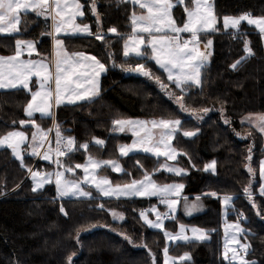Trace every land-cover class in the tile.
I'll use <instances>...</instances> for the list:
<instances>
[{
    "label": "snow or ice",
    "instance_id": "1",
    "mask_svg": "<svg viewBox=\"0 0 264 264\" xmlns=\"http://www.w3.org/2000/svg\"><path fill=\"white\" fill-rule=\"evenodd\" d=\"M117 5L131 4L134 8L129 19L131 33L122 34L116 27H109L107 32L103 29L102 14L98 11V0H0V38L22 34L20 25L22 23L21 13L25 16L35 13L37 17L44 18L45 30L31 40L15 39L13 54L0 55V90L23 91L28 97L23 112L26 119L18 121L20 129H15L16 121H13L14 130L0 135V149H10L15 160L19 161V167L26 171L31 178L33 193L46 190L45 186H52L55 190L53 203L59 202V214L71 219L74 209H67L65 201L75 200L86 205L81 210V220L87 227L77 226L75 228V243L80 245L81 233L93 230L97 227H108L109 231L122 236L123 240L133 247L147 249L146 255L149 264H160L157 253H154L146 241L141 239L136 244L132 236L125 232H119L116 228L101 224L99 221L91 223L92 217L88 213H107L111 215L113 222L125 220L122 212L115 209L105 208V203L113 198L120 201L121 198L133 197H156L158 203L165 206V211L160 212L155 205L147 210L139 212V218L143 224L150 229H157L163 233L165 241H182L193 245L210 240L211 233L215 229L201 227L188 228L179 223L177 216L178 208L182 209L184 215L191 216L194 212L203 210L204 198H215L224 207L225 216L229 209L236 216V221L225 226V245L221 264H264V261L248 259L251 255L250 243H241L237 233L246 235V229L241 226V221L246 220L244 213L234 206V201L239 198L236 194H224L222 197L215 191L203 192L192 198L185 194L186 185L183 182L173 180L171 183L158 184L153 177L156 173H171L174 177L183 180L188 174V168L179 165V158L188 156L172 144L174 139L180 138L184 122L180 118H153L140 120L132 118H114L111 120V133L131 132L134 139L131 144L118 146L120 157H127L129 153L141 151L151 154L153 157H165L161 163L157 160L159 167L150 173L137 161L138 170L142 178H132L124 184H113L107 177L99 178L98 172L111 168L113 172H123L131 176L130 172L123 169L118 160L96 159L91 154L87 155L84 163L74 166L67 163L75 152L83 149L88 153L90 146L103 148L106 145L104 139L93 137L91 141L78 143L74 136H65L64 132L70 129H62L57 121V110L69 106H83L94 103L100 96L102 90V77L112 69L119 68L125 75H135L154 81L159 90L177 106L178 113H187L197 122H203L208 116V107H190L188 101L192 99V90L203 94L202 70L206 69L209 58L213 55L212 36L221 33L218 25L221 18L215 11L212 0H116ZM138 6L139 12L135 10ZM183 7V13L174 15V9ZM90 12L95 17L93 23L95 30L83 20L77 22L78 18L85 17ZM51 24H48V20ZM254 25L258 29L261 38L264 39V16L254 17L252 13L245 12L239 16L223 15L222 29L225 34L234 38L242 36L240 27L242 22ZM229 29L234 31L228 32ZM108 33H113L117 41H123L122 53L117 54L114 43ZM47 37L50 40L51 50L47 56L42 55L37 45L41 39ZM72 37L94 38L100 41L99 48L103 53V59L98 54H92L86 50L69 51L67 42ZM203 44V50L201 49ZM243 52L235 62L230 64L232 70H238L244 62L254 57L255 53L250 47V41H243ZM28 59H22L24 52ZM36 53L37 59H32ZM119 61V62H118ZM153 66L160 72L157 75ZM35 77V79H33ZM164 77V78H162ZM221 118L226 125L231 126L233 121L226 115L225 101H219ZM36 114L40 120L50 119L52 124L44 129L37 123ZM248 125L245 135L236 132L237 137L242 139L252 138L259 135L264 140V112L248 113L242 116L241 125ZM34 129L31 138L27 133V127ZM154 130H159L158 133ZM55 133V146L49 133ZM199 127L195 130H183L182 136L186 138L196 137ZM27 144V148L22 146ZM22 151H28L32 157H38L49 162L51 171L41 172L34 167H28L24 162ZM254 144L248 146L244 157V168L249 179L240 190V194L248 201L256 216L264 220V158L254 162ZM63 158V159H62ZM168 161L175 163L169 164ZM188 164L195 168L196 165L188 156ZM54 166V167H53ZM76 169H82V178H70L67 173H74ZM163 170V172H161ZM204 172H216V161L206 164ZM257 172L259 176L257 191ZM17 184L16 189L20 188ZM95 190V194L93 192ZM4 194V193H0ZM259 197V203L257 202ZM98 200L104 202L96 203ZM155 214V220L149 219L148 212ZM175 221L178 231H168L165 221ZM234 230L231 240L228 239V230ZM191 235H188V232ZM71 235V234H70ZM237 247H229V244ZM163 264H189L192 257L190 252H185L179 257L169 255L167 244L163 247ZM231 253V255H229ZM73 251L66 256V264H75ZM19 264V261L16 262Z\"/></svg>",
    "mask_w": 264,
    "mask_h": 264
},
{
    "label": "trees",
    "instance_id": "2",
    "mask_svg": "<svg viewBox=\"0 0 264 264\" xmlns=\"http://www.w3.org/2000/svg\"><path fill=\"white\" fill-rule=\"evenodd\" d=\"M85 0H81L84 3ZM218 17L223 15L239 16L250 12L254 17L264 16V0H213ZM134 10L129 3L117 5L116 0H98V11L102 14L103 29L107 32L109 27H116L122 34L131 33L130 15ZM183 13L180 6L174 9V15ZM25 15V14H23ZM27 21L30 25L20 28L22 34L15 38L7 36L0 38V53L10 54L15 48V39L31 40L38 37L45 30L44 19L29 12ZM84 22L88 23L93 30L95 17L90 12L85 13ZM23 22V21H22ZM50 25V22L48 21ZM221 33L212 36L213 55L206 69L202 70L204 80L203 94L196 89L192 90V99L188 101L190 107L213 109L203 122H197L185 113H178L177 106L172 103L156 86L154 81H148L144 77L125 75L119 68L112 69L102 77V90L94 103L83 106H69L57 110V121L63 126L72 129V134L77 142H86L96 137L106 141L105 147L100 149L103 157L117 158V144L129 139L125 136L109 135L103 137L102 131L109 128L111 120L119 114L128 118H180L184 122L185 130L200 131L196 137L186 138L180 133V138L173 140V146L182 152L188 153L192 162L196 165L192 168L188 164V156L179 158V165L188 168L189 174L180 180L173 175L165 177L155 175L157 182H183L186 185L185 194L189 196L199 195L203 192L215 191L220 196L224 194H236L239 196L234 204L242 209L247 217L242 225L247 230V240L251 244L248 259L264 261V220L259 219L255 210L248 201L240 194L242 187L247 184L248 173L244 168V157L248 146L254 144V162L264 155L263 140L259 135L252 138L242 139L237 137L236 132L248 130L241 125L240 118L248 113L264 112V49L262 38L256 28L242 22L240 32L242 36L234 38ZM26 28L27 30H23ZM234 30L229 29L228 32ZM114 43L117 54L122 53L123 41H117L115 35H109ZM250 41V47L255 56L249 58L238 70H232L229 66L241 56L243 41ZM100 41L94 38L72 37L67 42L69 51L86 50L92 54H98L103 59L99 45ZM50 40L47 37L41 39L37 45L38 51L43 55L50 52ZM119 62V61H118ZM157 75L160 72L153 66ZM164 78V77H162ZM141 97V98H140ZM23 91L0 90V135L14 130L13 121H16L15 129H20L18 121L26 119L23 107L27 99ZM225 101L226 115L233 121L232 125H226L217 109L219 101ZM37 122L40 120L36 116ZM49 121L47 119L45 122ZM44 122V123H45ZM30 128L27 127V131ZM182 129V130H183ZM25 130V129H22ZM181 130V131H182ZM77 159L82 160L80 155ZM123 169L131 173V176L121 172L118 176L113 175V180L125 181L132 178L138 179L141 171L138 170L137 161L144 169L152 171L159 167L157 160L149 154L133 153L125 158H119ZM210 161H216V172H204V166ZM28 167L38 170L39 166L49 165L42 159L24 157ZM118 177V178H117ZM128 177L127 179H125ZM164 178V179H163ZM163 181V182H162ZM259 176L257 172V189ZM20 184L17 190L16 186ZM32 181L26 171L19 167V161L15 160L9 149H0V264H66V256L75 251V264H149L146 255L147 249L133 247L118 235L108 232L105 228H95L84 231L80 236V245L75 243V228L87 227L81 220V210L86 207L73 200L65 201L67 209H74L71 219L59 214V202L53 203L55 190L46 185V190L38 193L31 191ZM95 194V192H94ZM104 202L98 200L96 203ZM259 203V197H257ZM152 203L150 199L134 197L132 199H112L105 203V208H114L123 211L128 220L123 224L127 226L129 233L143 227L146 233L144 241L151 249L160 254L165 246L163 233L148 228L137 215L136 210L146 208ZM205 210L193 216L184 217L176 214L179 223L195 225L205 229H215L211 233L209 241L193 245L178 242L172 254L190 252L192 260L189 264H221V204L215 198H204ZM92 217L91 223L99 221L101 224H111L109 214L88 213ZM228 219H232L230 215ZM140 222L142 225H140ZM174 225V226H172ZM113 226H116L113 224ZM138 227V228H137ZM167 230L175 231L173 222H166ZM71 234V235H70ZM134 234L137 237L136 232ZM155 242V243H154ZM155 253V252H154ZM227 264V262H225Z\"/></svg>",
    "mask_w": 264,
    "mask_h": 264
},
{
    "label": "rangeland",
    "instance_id": "3",
    "mask_svg": "<svg viewBox=\"0 0 264 264\" xmlns=\"http://www.w3.org/2000/svg\"><path fill=\"white\" fill-rule=\"evenodd\" d=\"M212 2H213V0H212ZM182 7V6H181ZM183 8V7H182ZM135 10L137 11V12H139V9H138V6H136V8H135ZM32 13V12H31ZM24 13H21V16H22V23L24 24L23 25V27H26L27 25H30L29 24V22L27 21V19H28V17L27 16H25V15H23ZM35 14V13H34ZM40 18H42V19H44L43 17H40ZM84 19V17L83 18H78V20H77V22H80L81 20H83ZM49 22H50V24H51V20L49 19L48 20ZM83 22H84V20H83ZM84 23H86V22H84ZM221 23H222V20H221ZM252 26H254V25H252ZM255 27V26H254ZM23 30L25 31V30H27L26 28H23ZM257 31H258V29H256ZM259 32V31H258ZM109 35H115V34H113V33H109ZM262 43H263V49H264V39H262ZM201 49L203 50V44H201ZM50 50H51V46H50ZM14 52V51H13ZM13 52L12 53H10V54H13ZM10 54H4V53H0V55H10ZM43 55V54H42ZM44 56H46V55H44ZM212 57V56H211ZM211 57L209 58V61L211 60ZM29 57H28V55H27V52L25 51L24 53H23V55H22V59H28ZM32 59H37V58H39V57H37L36 56V53H33V56L31 57ZM33 79H35V77L33 78ZM146 79V78H145ZM141 98V97H140ZM211 112V111H210ZM209 112V113H210ZM185 115L187 116V117H190L189 116V114H187V113H185ZM245 115H247V114H245ZM36 116H39V114H36ZM116 118H128V117H126V116H124V115H118ZM153 118H157V117H152V118H143V117H133L132 119H140V120H150V119H153ZM242 118V117H241ZM241 118H240V123H241ZM158 119V118H157ZM169 119H173V118H169ZM47 119H45V121H46ZM45 121H41V122H37L38 124H41V126L44 128V129H48L49 127H51V124H52V122H51V120L49 119V121H47V122H45ZM45 122V123H44ZM62 126V129H70L71 131H72V129L70 128V127H68V126H63V125H61ZM245 126H247L248 127V125L247 124H245ZM30 129L27 131V133H28V136H29V140H30V138H31V132L34 130V129H32L30 126H28ZM111 127H112V125H111V123H110V126H109V128H107L106 130H104V131H102V135H103V137H109V135H119V136H125V137H129V139L128 140H126V141H124V142H119L118 144H117V147H116V149H117V154H118V157L117 158H109V157H103L102 156V151H100V149H102V148H98V147H91L90 146V149H89V152L88 153H84V151H83V149H81L79 152H75L73 155H72V157H71V159H68L67 160V163L68 164H70V165H75V164H77V163H84V161L86 160V158H87V155L88 154H91L93 157H95L96 159H103V160H118V162L120 163V165H121V167L123 168V166H122V164H121V161H120V159L119 158H125V157H120V155H119V152H118V146L119 145H121V144H131L132 143V140L134 139V137L132 136V133L131 132H126V133H111V131H110V129H111ZM17 130H22V129H17ZM183 130H185V129H183ZM182 130V131H183ZM155 132H157L158 133V131L159 130H154ZM182 131H181V134H182ZM244 133H246V130L245 131H243ZM65 136H68V135H71V136H74L73 134H72V132H64L63 133ZM49 136H50V139L52 140V146L54 147L55 146V139H54V137H55V133H54V131L53 132H51V133H49ZM100 138V137H99ZM100 139H103V138H100ZM92 140V138L91 139H89V140H87V141H91ZM78 143H84V142H78ZM172 144H173V142H172ZM262 147L264 148V140H263V142H262ZM22 148L23 149H26L27 148V144H25V145H23L22 146ZM10 150V149H9ZM11 151V150H10ZM133 153H143V152H141V151H135V152H133ZM133 153H129V155H131V154H133ZM144 154H146V153H144ZM22 155L24 156V157H32L31 155H30V153L28 152V151H22ZM76 155H80L81 157H82V160L80 159V161H79V159H77V156ZM149 155H151V154H149ZM152 156V155H151ZM156 158V157H155ZM261 158H264V155L261 157ZM63 159V158H62ZM35 160H40V158H38V157H35ZM166 160V158L165 157H159V161L161 162V163H163L164 161ZM43 162H45V163H47L48 165H49V162L48 161H44L43 160ZM168 163L169 164H173V163H175L174 161H168ZM212 163V161H210L209 163H207V164H211ZM178 166H180V165H178ZM54 167V166H53ZM38 168H40V166L38 167ZM44 168V172L45 171H51L52 170V167H50V168H46L45 166L43 167ZM41 171H42V169H41ZM153 171V170H152ZM152 171H148V172H152ZM161 172H163V170H161ZM121 172H113L112 170H111V168H107V169H103V170H100L99 172H98V177L99 178H103V177H107L109 180H111L112 181V183L115 185V184H124V183H127V182H130V180L131 179H129V180H125V181H119V180H113V178H111V176H113V175H119ZM167 174H169V175H172L171 173H167V172H163V174L161 175L160 173H156V175L158 176V177H160L161 178V176H163V175H167ZM67 176H69L70 178H82L83 177V171H82V169H76L75 170V172L74 173H67L66 174ZM165 176H163V177H165ZM119 177V176H118ZM117 177V178H118ZM129 177V176H128ZM128 177H126L125 179H127ZM142 178V174H141V176L140 177H138V179H141ZM154 179H155V176L153 177ZM164 179V178H163ZM157 182V181H156ZM161 182V181H160ZM160 182H157L158 184H165L166 182H163V183H160ZM167 183H171V182H167ZM257 191H258V189H257ZM93 192H95V190L93 189ZM231 195V194H230ZM194 196H196V195H194ZM194 196H189L190 198H192V197H194ZM223 195H221V197H222ZM134 198V197H133ZM142 198H145V197H142ZM114 199V198H113ZM121 199H125V198H121ZM130 199H132V198H130ZM147 199H150L151 201H152V203L149 205V206H147L146 208H143V209H139V210H136V212H137V215H139V212L141 211V210H147V209H149L152 205H155L156 206V208L160 211V212H164L166 209H165V206L164 205H161V204H159L158 203V200H157V198L156 197H151V198H147ZM203 204H204V199H203ZM234 206L237 208V209H239V210H241L243 213H244V211L242 210V209H240L238 206H236L235 204H234ZM112 209H114V208H112ZM116 210V209H115ZM205 210V204H204V208H203V210H201V211H198V212H194L191 216H193V215H195V214H199V213H201V212H203ZM116 211H119V212H122L123 214H124V216H125V220L123 221V222H120V221H116V222H113V219H112V217H111V215H109V217H110V220H111V224H105V225H108V226H110V227H113V228H116L119 232H125V233H127L128 235H130V236H132L133 237V239L135 240V242H136V244L137 245H139L140 244V242H141V239H144V235H145V233H146V231H145V229H143V227H137L138 229L137 230H135L134 229V231L133 232H131V233H129L126 229H127V226H125V225H123L127 220H128V217H127V215L123 212V211H120V210H116ZM178 213H180L182 216H184V217H189V216H186V215H184V213H183V211H182V209H180V208H178V210H177V213L176 214H178ZM148 214V216H149V219H152V220H155V214L153 213V212H148L147 213ZM175 214V215H176ZM228 215H230L231 217H232V219L230 220V219H228ZM228 215L227 216H225V214H224V207L221 205V217H222V224H221V240H220V242H221V252H220V255H221V253L223 252V249H224V245H225V238H226V234H225V226H226V224H232V223H234L235 222V220H234V218H233V216H232V212H231V210L229 209V212H228ZM244 215H245V213H244ZM166 222H173V224H175V227H176V230L175 231H178V225L176 224V222L175 221H171V220H166L165 221V223ZM182 223V222H181ZM241 223H242V221H241ZM113 224H115L116 226H113ZM140 225H142L141 224V222H140ZM186 225V224H185ZM172 226H174V225H172ZM186 226H188V228H191V227H197V226H195V225H186ZM241 226L244 228V226L241 224ZM97 228H100V227H97ZM102 228H105L108 232H111V233H113V234H115V235H117L115 232H112V231H109V228L108 227H102ZM153 230H157V229H153ZM167 230V229H166ZM158 231H160V230H158ZM168 231H171V230H168ZM247 231V230H246ZM134 232H136V234H137V237H136V235L134 234ZM188 235H191V232L189 231L188 233H187ZM234 234V230H232V229H229L228 230V233H227V237H228V239L229 240H231V238H232V235ZM237 235V238L240 240V242L241 243H248V240H247V238H245V235H241V234H236ZM120 238H122V236H120V235H118ZM123 239V238H122ZM178 242H182V241H165V245L167 244V246L169 247V255L171 256V257H179V256H181V255H183V254H179V255H176V254H172V252H171V250H170V248H172V249H174L175 247H176V244L178 243ZM155 243V242H154ZM150 249H153V246H148ZM229 247L231 248V247H237L235 244H229ZM162 249L163 248H161V252H160V254L158 253V252H156V249H154V252L155 253H157V255H158V259H159V262H160V264H163V260H164V256H163V251H162ZM229 255H231V253H229ZM221 257H222V255H221ZM170 264H171V262H170Z\"/></svg>",
    "mask_w": 264,
    "mask_h": 264
},
{
    "label": "built area",
    "instance_id": "4",
    "mask_svg": "<svg viewBox=\"0 0 264 264\" xmlns=\"http://www.w3.org/2000/svg\"><path fill=\"white\" fill-rule=\"evenodd\" d=\"M33 167H34V166H33ZM41 169H42V171H41ZM38 170H40L41 172H44V168H43V166H40V168H38ZM232 216H233L234 220L236 221V216H235L234 213H232Z\"/></svg>",
    "mask_w": 264,
    "mask_h": 264
},
{
    "label": "crops",
    "instance_id": "5",
    "mask_svg": "<svg viewBox=\"0 0 264 264\" xmlns=\"http://www.w3.org/2000/svg\"><path fill=\"white\" fill-rule=\"evenodd\" d=\"M246 22V21H245Z\"/></svg>",
    "mask_w": 264,
    "mask_h": 264
}]
</instances>
